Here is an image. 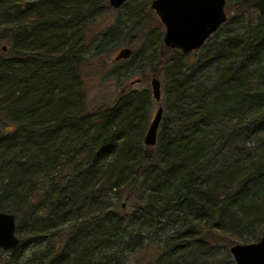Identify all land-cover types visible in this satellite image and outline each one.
I'll list each match as a JSON object with an SVG mask.
<instances>
[{
  "label": "trees",
  "instance_id": "1",
  "mask_svg": "<svg viewBox=\"0 0 264 264\" xmlns=\"http://www.w3.org/2000/svg\"><path fill=\"white\" fill-rule=\"evenodd\" d=\"M107 2L0 0V213L21 240L7 264H236L219 240L264 233V16L228 20L194 62H159L147 147L150 88L87 99L89 25ZM125 62L145 65L134 51Z\"/></svg>",
  "mask_w": 264,
  "mask_h": 264
},
{
  "label": "rangeland",
  "instance_id": "2",
  "mask_svg": "<svg viewBox=\"0 0 264 264\" xmlns=\"http://www.w3.org/2000/svg\"><path fill=\"white\" fill-rule=\"evenodd\" d=\"M153 1L129 0L120 10L112 9L107 2L105 13L92 19V23L89 25V36L92 39L88 41L91 47H89L91 51L88 55L90 61L85 62L82 66V77L90 107L97 108L100 105L113 104L121 90L151 89L153 78L159 79L162 87L164 86L167 70L159 62L163 58L173 59L175 56H180L181 52L178 54L165 52L163 42L165 27L151 8ZM130 14H134L135 17H129ZM227 14L229 20L237 17L240 22L254 21L259 16L257 10L253 9L251 12L243 13L242 8L237 5H231L229 8L227 6ZM106 33L110 37V42L107 46L106 43L102 45L101 54H95L101 45L99 40ZM2 47H6V45H2ZM125 48L132 49L138 55L139 60H144L145 65H129L125 62L126 60L115 62L116 56ZM93 54H95L94 58L90 57ZM205 54V50L201 49L195 54L193 52L187 56H190L192 59L190 61L194 62V59L200 58L201 55L203 57ZM147 58L149 60H146ZM159 103L161 102L153 103L152 120L157 113ZM251 145L259 147V143L250 142V147ZM121 204H123V209L130 210L131 206L128 202L121 200ZM219 244L221 245V259L227 257V250L231 255L230 249L238 245L231 244L224 239H220ZM4 252L0 253V264H7L9 258L7 252L10 251ZM231 258L233 259L232 255Z\"/></svg>",
  "mask_w": 264,
  "mask_h": 264
},
{
  "label": "water",
  "instance_id": "3",
  "mask_svg": "<svg viewBox=\"0 0 264 264\" xmlns=\"http://www.w3.org/2000/svg\"><path fill=\"white\" fill-rule=\"evenodd\" d=\"M129 0H108L112 9H121ZM227 0H154L151 8L164 25V45L188 55L203 48L228 20ZM253 8L264 16V0H256ZM130 48L119 52L115 62L129 59ZM152 96L156 102L162 100V83L151 80ZM163 119V108L159 107L145 137V146L157 144L158 130ZM21 243L17 234V218L13 214L0 213V250L14 251ZM236 264H264V233L259 242L238 244L230 249Z\"/></svg>",
  "mask_w": 264,
  "mask_h": 264
},
{
  "label": "flooded vegetation",
  "instance_id": "4",
  "mask_svg": "<svg viewBox=\"0 0 264 264\" xmlns=\"http://www.w3.org/2000/svg\"><path fill=\"white\" fill-rule=\"evenodd\" d=\"M227 3H228V0H227ZM227 3H226V7H225V9H226V13H227ZM125 5H126V4H125ZM125 5H124V6H125ZM124 6H123V7H124ZM123 7H122V8H123ZM122 8H121V9H122ZM118 10H120V9H118ZM227 16H228V14H227ZM228 20H229V18H228ZM228 20H227V21H228ZM226 23H227V22H226ZM226 23H225V24H226ZM225 24H223V25L220 27V29H221ZM220 29L218 30V32L220 31ZM218 32H217V33H218ZM165 33H166V30H165ZM217 33H215L213 36H215ZM164 36H165V35H164ZM213 36H212V37H213ZM212 37H211V38H212ZM176 51H178V50H176ZM178 52H180V51H178Z\"/></svg>",
  "mask_w": 264,
  "mask_h": 264
}]
</instances>
